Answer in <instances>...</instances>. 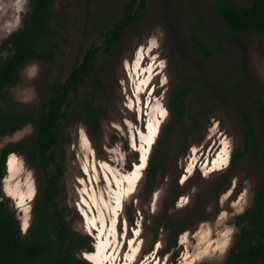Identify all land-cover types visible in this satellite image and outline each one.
<instances>
[{"label": "rangeland", "instance_id": "374dc122", "mask_svg": "<svg viewBox=\"0 0 264 264\" xmlns=\"http://www.w3.org/2000/svg\"><path fill=\"white\" fill-rule=\"evenodd\" d=\"M127 1L55 0L53 24L60 33L55 57L25 66L8 97L41 108L51 84L65 80L87 49L104 46L94 77L72 96L74 109L58 147L64 167L60 207L72 228L91 238L92 248L79 257L96 264L98 246L108 242L104 264H225L241 230L238 217L264 187V136L259 152L246 153L232 165L248 141L240 109L257 124L255 101L264 102V32H232L214 0H146L140 22L127 31L121 47L109 51L103 32L121 19ZM231 1L236 7L249 5V0ZM29 11L30 0H0V45L23 25ZM197 16L206 19L201 28L206 45L220 49L209 59L189 39L190 27L200 28ZM141 51L139 76L135 65ZM100 81L103 86L96 89ZM179 86L193 89L182 123L170 110ZM93 91L104 113L96 134L82 118ZM150 125H157V136L134 193L119 207L115 237L110 209L119 186L107 165L119 177L133 174ZM33 133L28 124L0 138V154L6 145ZM12 154L20 160L19 170L11 176L7 161L1 196L24 230L34 219L45 174L23 154ZM220 154H225L226 164L209 172L213 165L209 170L206 165ZM137 247L132 262L129 255Z\"/></svg>", "mask_w": 264, "mask_h": 264}, {"label": "trees", "instance_id": "16d2710c", "mask_svg": "<svg viewBox=\"0 0 264 264\" xmlns=\"http://www.w3.org/2000/svg\"><path fill=\"white\" fill-rule=\"evenodd\" d=\"M54 1L30 0V11L23 25L0 45V138L13 135L28 124L34 128L31 136L10 143L1 150L0 264H89L79 255L92 248L91 238L72 228L58 201L64 174L58 147L65 123L74 109L72 96L94 77L104 46L87 49L82 61L73 66L65 80L51 84L49 98L41 108L16 102L7 93L20 83L21 71L30 62L53 61L58 48L56 38L60 34L53 24ZM214 2L232 32H264V0H249V5L243 7H236L231 0ZM146 7V0H128L124 4L121 19L103 32L109 51L121 47L127 31L140 22L141 11ZM197 19L200 28L190 27V42L204 58H212L220 49H211L206 45L201 35L206 19L203 16H197ZM100 86H103L101 81L95 88ZM192 90L179 86L174 91L170 110L177 123L184 122L188 114L187 97ZM95 94L96 91H93L88 95L82 117L92 134L100 132L104 115L95 103ZM255 109L257 124L245 108L240 109L248 141L245 151L236 152L233 166H237L246 153L259 152L262 148L260 137L264 136V102L256 99ZM12 153L23 154L30 165L45 174L44 187L35 200L34 219L25 232L16 212L1 196L7 161ZM52 168H55V173L50 172ZM237 224L241 230L225 264H264V187L256 192L253 206L238 217Z\"/></svg>", "mask_w": 264, "mask_h": 264}, {"label": "bare ground", "instance_id": "6f19581e", "mask_svg": "<svg viewBox=\"0 0 264 264\" xmlns=\"http://www.w3.org/2000/svg\"><path fill=\"white\" fill-rule=\"evenodd\" d=\"M144 53L141 51L139 53V60L136 62V65H135V71H138V74L139 76L140 75V72H141V69H143V66L140 67V62L143 58V55ZM138 59V58H137ZM141 59V60H140ZM139 68V70H138ZM149 72H152L151 68H149L148 70ZM137 74V73H136ZM151 74V73H150ZM146 82V80L144 81ZM143 82V83H144ZM145 84V83H144ZM143 88V84H142V87ZM140 98V97H139ZM157 125H150L149 126V132L143 136V146H142V149H141V152H142V158H141V161L139 163L136 164V169L134 171L133 174H130L129 176L125 175V176H122V177H119L114 170H112L109 165L108 168L111 170L112 174H113V179L115 181L116 184H118L119 186V190L115 192V200H116V203L114 204V206H112V208L110 209L113 213L111 215L112 217V221H113V224H112V228H113V232L115 237H116V231H117V219L119 218V207L120 209L122 208L121 206H123L124 204V199L126 198V196H130L131 194L134 193L135 191V188L137 186V183L140 179V173H141V170L143 169V167L145 166L146 162H147V159H148V147L153 143V141L156 139V136H157ZM146 142V143H145ZM145 144V145H144ZM226 150V148L224 147V151ZM223 153V152H222ZM9 160V167H10V173H11V176H14L17 172L18 169V166L20 165L19 164V161L16 154H12V156L10 157ZM227 162V158L225 156V154H220L219 157L212 163V161H209V163L206 165V169L209 170L208 168L211 167V170L210 171H217L218 167H222L223 165H225ZM96 170V169H95ZM106 171V170H105ZM88 172L90 173L91 175V171L89 170L88 168ZM108 179H109V182H111L113 184V180L112 178L110 177L109 173L106 171L105 172ZM92 179V177H91ZM124 184V185H122ZM29 194H32V190H29ZM28 195V194H27ZM22 196V199L24 200L26 196L24 195H21ZM108 204V203H107ZM88 213H86L87 215ZM101 217V216H100ZM103 219V218H102ZM101 219V220H102ZM92 221L91 224H94V220H90ZM94 221V222H93ZM89 223V222H88ZM97 225V224H95ZM205 238V237H204ZM108 241V240H107ZM108 242H104V244H101L98 246V252H97V255L95 256V263L96 264H104V258L107 257V255L105 253H108L107 252V249H108ZM110 245V244H109ZM133 247V246H132ZM209 248V247H208ZM133 249V248H132ZM132 254L129 255V258L130 260L133 262L138 254V251H139V247L137 248H134L132 250ZM115 254V253H114ZM115 256V255H114ZM94 258V257H93ZM110 262H112V259L110 260Z\"/></svg>", "mask_w": 264, "mask_h": 264}, {"label": "clouds", "instance_id": "9594fccd", "mask_svg": "<svg viewBox=\"0 0 264 264\" xmlns=\"http://www.w3.org/2000/svg\"><path fill=\"white\" fill-rule=\"evenodd\" d=\"M29 227V226H28ZM28 227L24 228V230L26 231L28 229Z\"/></svg>", "mask_w": 264, "mask_h": 264}, {"label": "flooded vegetation", "instance_id": "af4514ba", "mask_svg": "<svg viewBox=\"0 0 264 264\" xmlns=\"http://www.w3.org/2000/svg\"><path fill=\"white\" fill-rule=\"evenodd\" d=\"M151 83V82H150Z\"/></svg>", "mask_w": 264, "mask_h": 264}, {"label": "water", "instance_id": "95a60500", "mask_svg": "<svg viewBox=\"0 0 264 264\" xmlns=\"http://www.w3.org/2000/svg\"><path fill=\"white\" fill-rule=\"evenodd\" d=\"M141 160V159H140Z\"/></svg>", "mask_w": 264, "mask_h": 264}]
</instances>
